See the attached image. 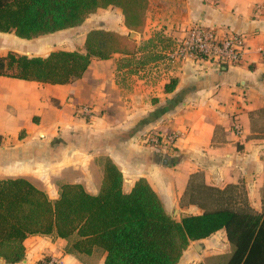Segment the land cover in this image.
Here are the masks:
<instances>
[{"label": "crops", "instance_id": "0c3cea01", "mask_svg": "<svg viewBox=\"0 0 264 264\" xmlns=\"http://www.w3.org/2000/svg\"><path fill=\"white\" fill-rule=\"evenodd\" d=\"M257 5L264 6V0H148L144 31L130 38L135 50L93 57L82 77L53 84L0 75V178L26 177L52 199L66 182H79L96 194L110 158L123 173L125 192L146 178L178 220L203 212L197 201L204 186L228 188L234 197L242 186L252 209L262 212L264 9ZM101 11L115 15L107 16L106 24L86 19L32 38L49 39L32 47L21 46L32 39L0 32V56L13 51L12 46L30 56L57 49L84 51L92 29L129 35L120 8H99L90 15ZM195 23L216 26L221 36L243 34L247 46L242 60L218 66L172 58L170 53ZM172 79L176 86L167 91ZM80 105H90L94 117L80 114ZM156 134H175L176 139L172 146L144 144L143 137ZM218 236L227 250L221 229L192 241L178 264H204L206 256L222 252L208 246L219 248ZM24 245L22 261L0 259V264H34L51 255L63 264H104L101 249L89 255L70 253L67 240L55 234L29 235Z\"/></svg>", "mask_w": 264, "mask_h": 264}, {"label": "trees", "instance_id": "16d2710c", "mask_svg": "<svg viewBox=\"0 0 264 264\" xmlns=\"http://www.w3.org/2000/svg\"><path fill=\"white\" fill-rule=\"evenodd\" d=\"M109 6L121 9L129 30L144 27L148 0H0V32L32 39L81 25ZM129 41L116 31L92 29L84 51L57 49L46 56L9 51L0 56V75L69 83L83 76L93 57L129 51ZM176 83L172 79L166 90ZM123 182L122 171L110 158L96 194L79 182H66L52 199L26 177L0 178V259L20 262L27 236L55 234L67 240L70 253L89 255L101 249L104 264H178L192 241L224 229L228 249L206 256L204 264H264V209L257 212L248 202L233 206L228 188L204 186L197 201L203 212L178 220L146 178L136 180L129 192Z\"/></svg>", "mask_w": 264, "mask_h": 264}, {"label": "built area", "instance_id": "2783aa9c", "mask_svg": "<svg viewBox=\"0 0 264 264\" xmlns=\"http://www.w3.org/2000/svg\"><path fill=\"white\" fill-rule=\"evenodd\" d=\"M256 8L262 10L264 6L257 5ZM246 46V38L241 33L233 32L221 36L216 26L195 23L187 30L183 40L170 53V56L178 59L202 60L218 66L233 65L242 60ZM260 51L264 56V47ZM77 110L89 119L94 117V110L90 105H80ZM234 128L237 132L240 131L238 123H234ZM175 139V134H170L165 138L159 137L157 134L151 136V140L156 144L163 142L167 146H172ZM34 264H63V262L59 257L51 255L41 258Z\"/></svg>", "mask_w": 264, "mask_h": 264}, {"label": "rangeland", "instance_id": "374dc122", "mask_svg": "<svg viewBox=\"0 0 264 264\" xmlns=\"http://www.w3.org/2000/svg\"><path fill=\"white\" fill-rule=\"evenodd\" d=\"M112 10H114V7L112 8ZM111 14L112 15H115L114 13H111V12L101 11L99 13H95V15L93 14V15L88 16L87 22H89L90 19H91V20H94V21L95 20L96 21L99 20L101 23H105L106 24V23H108V22H106V20H107L106 18H108L107 16H110ZM144 27H145V25H144ZM144 27H142V29L139 30V31H131V30H129V35H127V36H129L130 38L131 37L134 38L135 35H136V33H142L144 31ZM9 36L14 37V34H11ZM48 40H49L48 39V36H43L40 39L24 40L23 41L24 42L23 43L24 45L21 43V46H26L27 45V46L32 47L33 45H36V44H39V43H41V44L47 43ZM12 47H13L12 49H13L14 52L20 53V51H23L24 50L22 48H19L18 46H17L18 48L17 47H14V46H12ZM146 47L147 48H150L151 45L148 44V46H146ZM135 48H136V43L129 41L128 42V49L129 50H135ZM151 135L150 136H147V137L145 136V137L142 138L144 144L145 145H148V146H151V147H155V146L161 145V144H156L155 141L151 140ZM234 191L235 192H233V193H234L235 197L232 196V200H231V203L233 204V206L238 207V206L244 205L246 202L249 203V201L247 199V196H246V191L244 190V188H242V186H238V188H236ZM249 205H250V203H249ZM221 240L223 241V243H221L222 242ZM224 242L225 241H224L223 237L218 236L217 238H215V243L218 244L219 248L214 247V245L212 243H209L208 246L211 247V248H214L212 250H215L217 252H219L221 250L224 251V246H225ZM227 242H228V240H227Z\"/></svg>", "mask_w": 264, "mask_h": 264}]
</instances>
